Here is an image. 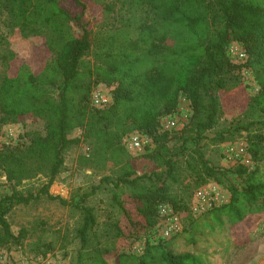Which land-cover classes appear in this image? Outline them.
<instances>
[{"label": "trees", "instance_id": "1", "mask_svg": "<svg viewBox=\"0 0 264 264\" xmlns=\"http://www.w3.org/2000/svg\"><path fill=\"white\" fill-rule=\"evenodd\" d=\"M119 1L120 12L113 18L115 2L105 3L110 19L104 28L95 33L83 27L74 35L69 25L83 21L88 0H0V19L11 31L19 29L26 38L47 35L54 53L49 61L18 66L14 51L5 54L0 126L35 117L44 120L45 132L29 134L28 143L4 146L0 173L14 185L38 176L46 182L36 191L14 187L0 198V245H20L27 235L12 231L11 210L46 196L81 213L80 247L69 264H208L195 252L174 251L167 243L171 238L147 240L141 253L127 247L157 226L161 204L187 213V224L197 231L191 204L196 190L209 183L231 196L205 212V228L228 222L236 243L242 244L264 219V0ZM232 42L247 53L242 64L230 57ZM243 67L253 71L260 86L255 95L246 92ZM99 84L112 87L105 108L91 103ZM242 94V113L227 114V102L242 101ZM182 97L190 101L189 123L177 133L163 129L162 119L177 113ZM222 119L227 125L210 134ZM76 128L82 135L71 137ZM135 131L154 144L139 157L125 144ZM239 138L252 168L221 167L206 157L209 145ZM81 142L91 148L79 156L81 165L110 167L114 175H103L79 198L54 195L50 188L67 151ZM103 188L111 192L120 216L111 213L101 224L89 198Z\"/></svg>", "mask_w": 264, "mask_h": 264}, {"label": "rangeland", "instance_id": "2", "mask_svg": "<svg viewBox=\"0 0 264 264\" xmlns=\"http://www.w3.org/2000/svg\"><path fill=\"white\" fill-rule=\"evenodd\" d=\"M113 2H115V11L109 15L110 18L118 16L121 8L119 0H88L89 6L83 21L81 23H71L68 28L69 32L78 35L82 33L83 27H90L97 33L101 28H104L110 19L107 16L105 3ZM47 38V35L23 37L19 29L11 31L0 19V84L8 67V61L5 58L7 51L12 50L16 53L14 61L16 66L24 62L49 61L54 57V53L48 48ZM240 48H243V46L238 42H232L229 46V49L235 52ZM85 58L91 60L92 56L87 55ZM236 63L242 64L241 61ZM241 71L246 84V92L249 96L255 95L259 91L260 86L255 79L253 71L247 67H243ZM98 86L104 92L111 93L112 91L111 86L105 84H99ZM226 105L227 114L238 115L246 107V99L244 100V95L242 94V101H229ZM191 113L190 101L182 97L177 113L162 119L163 129L171 130L174 133L181 131L189 123ZM227 123L228 120L222 119L219 126L212 130L210 134L225 127ZM37 131L45 132V122L35 117L0 126V150L4 146L28 143L29 134ZM81 135V128H76L71 133V137H80ZM175 141L172 140L171 144H174ZM243 146H245L243 138L219 145L211 144L206 147V157L212 164L221 167L246 164L252 168L254 164L250 160L249 155L242 153ZM153 148L154 146L147 148L142 153H130L132 156L139 157L145 155ZM90 149V145L87 142H81L73 145L67 151L63 170L50 188L51 193L61 195L66 199L79 198L85 191L90 190L93 184L99 183L103 175H114V169H110V167L103 169L81 165L79 156L88 154ZM44 182H46V179L43 176H38L24 181L21 185H14L9 183L7 178L0 173V198L11 195L14 187L18 190L28 191L33 189L36 191ZM212 184L216 183H209L207 187L209 188ZM218 187L220 188L218 191L220 198L218 204L228 202L230 199L229 191L220 185ZM111 195L108 188H103L89 198V204L95 207L101 224L107 220L111 213L120 216L119 211L111 204ZM125 199L126 196L124 197ZM159 209L160 212L167 216L173 210L168 204H161ZM178 214L180 216L181 229L176 236L174 235L175 237H171L167 241L174 251L195 252L200 254L208 264H264V219L260 220L258 226L251 230L248 242L238 244L232 235L228 222L223 227L209 230L204 227L206 220L204 212L196 217L200 228L195 231L187 224V213L178 212ZM8 221L16 235L20 230H25L27 234L20 245L13 244L11 247L0 245V250L7 257L9 264L31 261L35 256L47 253L54 255L58 260L64 259L70 263L80 247L77 229L81 224V213L77 209L61 204L59 200H51L46 196H42L28 205L19 204L8 214ZM159 224L150 232L136 239L127 249L131 252L141 253L147 240L151 242L158 240ZM187 225L188 227H186Z\"/></svg>", "mask_w": 264, "mask_h": 264}, {"label": "built area", "instance_id": "3", "mask_svg": "<svg viewBox=\"0 0 264 264\" xmlns=\"http://www.w3.org/2000/svg\"><path fill=\"white\" fill-rule=\"evenodd\" d=\"M230 57L235 62L241 61L244 62L247 58V53L244 48L238 49L236 52L229 49L228 50ZM235 62V63H236ZM112 101V91L104 92V90L100 86H96L91 94V103L93 106L97 108H105ZM125 144L128 150L132 153H142L146 151L147 148H151L154 146L152 139L143 134L141 132L135 131L128 134L125 137ZM242 153H247L246 143L242 148ZM248 154V153H247ZM249 155V154H248ZM250 158V156H249ZM251 160V159H250ZM219 187L216 184H212L209 188L207 184L200 187L196 190L194 194V201L192 205V214L194 217H198L204 212L208 211L211 207L215 205H219ZM173 209V208H172ZM161 219L158 227L159 238L158 239H169L176 235L178 231L181 229L180 224V216L177 212L172 210L168 216L162 212H160ZM0 264H9L7 261V257L0 250ZM20 264H69L66 260L60 259L58 260L52 254H45L40 256H35L31 261L22 262Z\"/></svg>", "mask_w": 264, "mask_h": 264}, {"label": "crops", "instance_id": "4", "mask_svg": "<svg viewBox=\"0 0 264 264\" xmlns=\"http://www.w3.org/2000/svg\"><path fill=\"white\" fill-rule=\"evenodd\" d=\"M231 196V195H230ZM230 198V197H229ZM230 200V199H229Z\"/></svg>", "mask_w": 264, "mask_h": 264}]
</instances>
